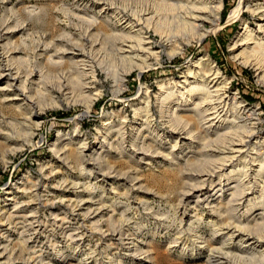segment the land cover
Masks as SVG:
<instances>
[{
    "label": "bare ground",
    "instance_id": "1",
    "mask_svg": "<svg viewBox=\"0 0 264 264\" xmlns=\"http://www.w3.org/2000/svg\"><path fill=\"white\" fill-rule=\"evenodd\" d=\"M97 1L102 4L99 14L111 18L114 25H109L108 32L98 31L96 40L92 41L93 31L98 25L97 19L88 20L89 18L81 17L89 25L86 30L89 40L85 39V41L89 42L90 51L94 50V56L86 51V43L79 49L74 45V48L69 50H64V46L62 50L55 48L56 51L46 61L47 69L44 65L31 66L28 59L19 57L20 61H16V57L22 54L18 48L5 56L0 53V86L2 85L0 90L5 94H3L5 98L2 99V104L9 106L14 103L15 99L9 100L7 97L11 96L7 94L15 92L16 100L23 103L18 105L17 109L20 113L26 111V114H18L25 116L24 122L19 124L25 129L22 142L11 134H18L16 128L12 127L13 131H8L6 125L10 123L0 114V147L3 148V153H0L1 161L2 157L7 159L17 149L21 150L18 145L26 147L32 143L34 130L39 127V123L35 121L36 111L39 108L36 110L38 104L32 93L44 89L46 94H62L64 100L78 93L84 100L86 99V110L89 111L93 105L91 99H94L91 98L93 95L90 97L89 94L95 89L94 83L98 79L99 71L105 74V79L111 81L116 92L120 93L122 91L120 86L125 85L127 77L132 73L136 72L141 77L155 63L158 64L162 56L173 58L182 49L181 45H188L191 42L200 43L205 37L216 32L220 27L219 19L223 7L222 2L216 0H149V2L145 0L147 4L144 10H136L128 14L126 12L128 6L122 9L119 3L117 8L112 0ZM114 1L116 3L119 0ZM238 11L247 12L256 24L253 27L244 22L241 31L230 44V51L234 54L240 50L233 56L234 61L243 67L251 68L255 78L264 83V0H241ZM240 14L242 13L238 15ZM17 28H20V25L14 27L9 22L0 21V50L1 40L5 36L11 38L16 32L21 34L24 31L23 27L11 32ZM100 29L102 31L103 27ZM150 32L158 34L160 42L163 43L162 48L155 47L156 45L148 35ZM99 36L102 37L101 40L98 39ZM52 48L51 45H45L43 52ZM205 61L204 58L196 59L180 73L176 80L158 81L157 91L153 93V96L148 87H141L140 90L143 91L140 92L139 103L132 106L131 119L127 116L117 124L120 114H103V123L97 130L96 137L97 140H102L98 147L100 152L98 153L95 149L89 156L97 153L99 158L104 157L102 155L107 153L102 150L105 144L112 148V142L119 138L132 158L141 159L148 166V157L163 160L167 157L161 149L166 139L174 138L175 145L173 149L171 148V152H175L181 146L192 144L196 140H205L202 144L206 145L202 147V151H205L206 156L211 160L199 159L197 162L194 160L197 163H193L196 170L194 174L191 172L189 176L187 175L191 179H188L190 184L180 199V203L183 200L188 205L192 201V196L195 198L190 207L194 217L198 216L197 214L203 209L213 212L211 215L215 218L211 220L210 225L215 227L214 234L208 240L201 242L204 247L200 248L209 251V260H207L209 264H241L247 261L253 264H264V157L259 155L261 151L264 152V137L259 138L256 133L258 113L256 109L244 104L237 97L238 94L232 91L231 83L218 66L204 64ZM96 95H99V92L94 94ZM88 97L91 99L87 100ZM154 103L158 106L163 124L169 128L167 136L158 134L155 127V117L152 114ZM183 115L189 117L184 119ZM108 119L109 122H107ZM146 132L148 135L154 134L158 142L157 148L145 145L146 136L143 135ZM72 140L80 144L78 148L73 149ZM84 141L82 136L69 137L58 133L56 140L48 147L55 155L39 167L40 179L28 190L23 181L6 189L5 199H0V264H7V261L6 263L2 261L7 260L9 255H13L8 250L13 240L10 230L13 229L19 235H23L27 230L30 233L27 243L35 241L39 233L43 235L48 233L45 224L42 226L40 217L52 204L48 205L53 197L58 198V201L60 199V205L62 203V206L65 205L66 209L71 211L69 217H61L59 213L48 219L64 230V238L72 241L77 238L82 240L86 233L91 232L92 226L97 223V218L100 217L99 220L103 218L107 208H104L103 196L98 197L96 190L87 193L86 188L83 187L85 184L74 181H61L60 185L51 186L55 173L58 171L53 172L55 164L57 167L68 169L74 157L81 159L88 156L85 154L87 145ZM210 145H214L215 148L211 149ZM201 154L203 155L202 152ZM79 178L97 180L95 175L88 172L83 174L81 172ZM135 180L132 181L135 182ZM97 182H99L97 188L102 192V187L105 188L108 183L111 185L110 173H103L102 179ZM58 192L73 194V196L63 195L59 198ZM217 192L221 193L220 196L216 194ZM222 195L228 198L226 211L222 210V199L218 198ZM93 221H95L94 224ZM68 224L77 225L79 232L76 235L66 233V230L70 229ZM98 225L101 224L98 223ZM95 231L97 233V229ZM2 240L5 243H2ZM219 241L222 243L215 248L213 244ZM236 241L239 247L234 245ZM30 261L25 260L22 264H29Z\"/></svg>",
    "mask_w": 264,
    "mask_h": 264
},
{
    "label": "rangeland",
    "instance_id": "2",
    "mask_svg": "<svg viewBox=\"0 0 264 264\" xmlns=\"http://www.w3.org/2000/svg\"><path fill=\"white\" fill-rule=\"evenodd\" d=\"M112 1L115 6L117 5V8L124 9L123 7L127 6H130L129 10L133 8L132 11H127L128 7L127 9L125 8L128 14L136 10H144L145 4H147L146 1L149 2V0H119L116 1V4L114 0ZM216 1H221L223 5L219 19L220 27L216 32L205 37L200 43L191 42L188 44L189 46L181 45L182 49L173 58H169L166 55L162 56L158 64L155 63L141 77L136 72L132 73L127 77L125 85L120 86L122 88L120 93L116 92L111 81L105 79V74L99 71L98 79L94 83L95 89L89 96H94L98 92L99 95L91 97L94 99L87 98V100L91 99L93 102L89 111L86 110V99L84 100L78 93H75L68 100L65 99L66 101L63 99L64 96L62 94H46L47 92L44 89H41L42 93L40 90V92L32 93L36 104H38L36 110L39 108L36 111L35 119L39 123V127L34 130L31 145L26 147L18 145L21 150L17 149L7 159L2 157V161L0 160V199H5L4 193L7 188H12L15 184L23 181L26 184L25 188L28 190L33 183L40 179L41 172L39 167L55 155L48 147L60 133L69 137L74 135L82 136L87 145V153L85 152V154H88V156H84L81 159L74 157L71 159L70 168L68 169L57 167L55 164L53 172L58 170L60 173L58 174V171H56L57 175L55 173L51 186L60 185L64 181L82 182V184H85L83 187L86 188L87 193L95 192L96 190L98 197L103 196V205L107 209L101 220H99L100 217L97 218V223L94 225L95 227L92 226L91 232L86 233L82 240L77 238V240L74 239L75 241H72L69 238H64L63 229L49 221L54 215L59 213H61V217H69L71 212L66 209L65 205L62 206V203L60 205V199L58 201V198L53 197L48 205L52 204L44 212V216L40 217L42 226L45 224L48 233L44 235L39 233L35 241L27 243L28 234H30L27 230L24 232L25 234L23 233L24 236L14 232L13 229L10 230L13 240L9 244L8 250L13 255H9L8 258L6 257L7 260L2 262L7 261V264H14L17 261V264H22L25 260H31L29 264H206L208 262L209 251L200 247H204L201 242L208 240L214 234L215 227L213 228L210 225L211 220L213 221L215 218L211 215L213 212L203 209L197 214V219L194 217L195 215L192 216L191 214L190 207L195 200L193 196L192 201L188 205L183 200H181L182 204L180 203L183 192L187 191L186 187L190 184L189 180L191 179L188 176L191 172L194 174L193 172L196 170L193 163L199 161V159L202 161L211 160V158L206 156L207 153L202 151L204 145H206L202 144L205 140H196L192 144L181 146L175 152H171V148L173 149V145H175L174 138L166 139V142L161 145V149L164 151L163 154H167L165 159H170L163 160L157 157H148V166L145 165L146 162L143 160L136 157L132 158L129 150L123 147L119 138L112 142V148L105 144V148L102 150L107 151V153L102 155L104 157L99 158L97 153L91 156L89 154L95 149L96 151L98 150V153L100 152L98 147L102 140H97L96 137L98 136L97 130L103 123V114H120L119 118H117V124L123 121L122 118L127 116L131 119L132 106H136L139 103L140 92L143 91L140 90L141 87H148L152 93L151 96H153V93L157 91L158 81L164 79L176 80L190 63L192 64L196 59L200 58L206 59L204 64L218 66L231 83L232 91L238 94L237 97L244 104L257 110L256 133L259 138L264 137V83L261 81L260 83L255 78L254 71L251 68L243 67L234 61L233 56L238 54L240 50L233 54L229 48L231 42L241 31L244 22L254 27L256 24L255 20L247 12L238 11L241 0ZM101 6L102 4L97 0H0V21L9 22L14 27L20 25V28L11 32L24 27V31L21 34L16 32L11 38L5 36L1 40L0 53L5 56L18 48L22 54L16 57V61H20L19 57L28 59L31 66L40 67L44 65L47 69V59L56 49L62 50L63 46L64 50L72 49L75 46H78L77 48L79 49L80 47L83 48L86 43V51L94 56V50L90 51L89 42L85 41L89 37L86 31L89 25L81 17L89 18L88 20L97 19L98 25L93 31L94 37L92 36L93 39L91 37L92 41L96 40L95 37H97L98 31L103 32L105 30V32H108L110 29L109 25H114L111 18L99 14ZM239 13L242 14L239 16ZM105 21H108L106 22L108 25ZM99 25L103 27L102 31ZM148 35L156 45V48H162L163 43L160 42L158 34L150 32ZM101 38V36L98 37L100 40ZM45 45L53 47L46 51L47 54L43 52ZM66 55L70 56V54ZM0 89H2V85ZM3 94L0 90V114L6 117L10 123L6 125L8 131H13L12 127L16 128L18 134H11L13 137H18L17 139L22 142L23 136H25V129L19 124L24 122L25 116L18 114H26V111H24L25 113L23 111L20 113L17 106L23 103L16 100L14 97L15 92H9L7 95L11 97L7 98L9 100L15 99V102L9 106L7 104L3 105L2 99L5 98V94ZM82 100H84V103H82ZM152 114L155 117L154 124L159 132L158 134L163 135V137L167 136L169 128L163 124V119L155 103L152 105ZM183 117L187 119L189 116L183 115ZM107 122H109V119ZM143 136H146V146L150 145L154 149L157 148L158 142L154 138V134L148 135L146 132ZM197 142H200L201 145ZM79 145L78 142L72 140L73 149L78 148ZM122 148L126 149V151L124 149L122 151ZM212 148H215L214 145ZM0 149V153H3V148L0 147ZM201 152L203 155L205 154L204 157ZM263 153L261 151L259 155L264 157ZM82 169H84L85 173L88 172L95 175L97 180L95 179L94 181V178H79L81 172L82 174L84 173ZM102 172L110 173L111 185L108 183L109 186L106 184L105 188H103L101 183L103 189L101 192L97 188L99 186L97 181L102 179ZM136 178L137 180H135ZM133 179L138 182L135 184L132 181ZM216 194L220 196L221 193L217 192ZM63 195L73 196V194L58 192L59 198ZM106 197H110L108 201ZM218 198L222 199L221 208L226 211L228 209V198L224 197V195ZM94 223L95 221H93ZM98 223L101 225H98ZM77 227V225L68 224L70 229L66 230V233L70 232L76 235L79 232ZM2 243L5 242L2 240ZM221 243L222 241H219L213 245L216 248ZM237 243L236 241L234 245L239 247V243ZM241 264H253V262L247 261Z\"/></svg>",
    "mask_w": 264,
    "mask_h": 264
},
{
    "label": "trees",
    "instance_id": "3",
    "mask_svg": "<svg viewBox=\"0 0 264 264\" xmlns=\"http://www.w3.org/2000/svg\"><path fill=\"white\" fill-rule=\"evenodd\" d=\"M225 8H226V5H225ZM227 9V8H226Z\"/></svg>",
    "mask_w": 264,
    "mask_h": 264
}]
</instances>
